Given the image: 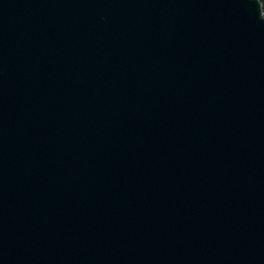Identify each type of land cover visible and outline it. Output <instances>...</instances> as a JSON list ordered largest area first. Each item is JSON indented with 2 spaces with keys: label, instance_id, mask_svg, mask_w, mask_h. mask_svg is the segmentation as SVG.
Here are the masks:
<instances>
[{
  "label": "water",
  "instance_id": "obj_1",
  "mask_svg": "<svg viewBox=\"0 0 264 264\" xmlns=\"http://www.w3.org/2000/svg\"><path fill=\"white\" fill-rule=\"evenodd\" d=\"M258 0H0V264H264Z\"/></svg>",
  "mask_w": 264,
  "mask_h": 264
},
{
  "label": "snow or ice",
  "instance_id": "obj_2",
  "mask_svg": "<svg viewBox=\"0 0 264 264\" xmlns=\"http://www.w3.org/2000/svg\"><path fill=\"white\" fill-rule=\"evenodd\" d=\"M260 4H261V5H264V0H260ZM260 19H261L262 21H264V17H261Z\"/></svg>",
  "mask_w": 264,
  "mask_h": 264
},
{
  "label": "trees",
  "instance_id": "obj_3",
  "mask_svg": "<svg viewBox=\"0 0 264 264\" xmlns=\"http://www.w3.org/2000/svg\"><path fill=\"white\" fill-rule=\"evenodd\" d=\"M259 1V3H260V0H258ZM262 6V9H263V14H264V5H261Z\"/></svg>",
  "mask_w": 264,
  "mask_h": 264
}]
</instances>
